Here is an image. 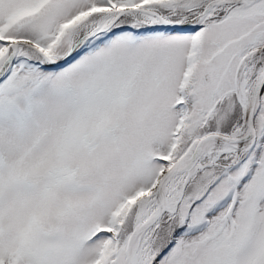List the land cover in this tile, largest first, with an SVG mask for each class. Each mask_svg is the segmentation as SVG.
Instances as JSON below:
<instances>
[{"label": "snow or ice", "instance_id": "1", "mask_svg": "<svg viewBox=\"0 0 264 264\" xmlns=\"http://www.w3.org/2000/svg\"><path fill=\"white\" fill-rule=\"evenodd\" d=\"M0 264H264V0H0Z\"/></svg>", "mask_w": 264, "mask_h": 264}]
</instances>
